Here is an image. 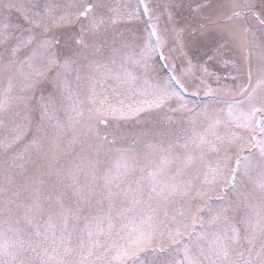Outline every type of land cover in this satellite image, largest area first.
<instances>
[{
    "label": "snow or ice",
    "instance_id": "obj_1",
    "mask_svg": "<svg viewBox=\"0 0 264 264\" xmlns=\"http://www.w3.org/2000/svg\"><path fill=\"white\" fill-rule=\"evenodd\" d=\"M0 264H264V0H0Z\"/></svg>",
    "mask_w": 264,
    "mask_h": 264
}]
</instances>
